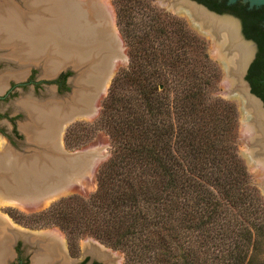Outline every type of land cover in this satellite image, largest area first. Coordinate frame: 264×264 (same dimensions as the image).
<instances>
[{"label": "trees", "instance_id": "16d2710c", "mask_svg": "<svg viewBox=\"0 0 264 264\" xmlns=\"http://www.w3.org/2000/svg\"><path fill=\"white\" fill-rule=\"evenodd\" d=\"M152 1L111 0L128 62L95 120L111 146L95 189L55 199L33 224L58 225L71 250L93 235L122 264H264V199L237 153L236 107L210 92L219 69L203 38Z\"/></svg>", "mask_w": 264, "mask_h": 264}, {"label": "rangeland", "instance_id": "374dc122", "mask_svg": "<svg viewBox=\"0 0 264 264\" xmlns=\"http://www.w3.org/2000/svg\"><path fill=\"white\" fill-rule=\"evenodd\" d=\"M21 1L22 0H14L13 2L15 6L16 5L22 6ZM73 1L76 2V5H80L79 7H77L78 9H80V13H81L78 19L77 27L81 28V26H83L82 29L86 27L87 29H92V30H94L95 27L96 28L103 26L104 28L107 27V29L111 33V36L115 40V46L117 52L116 51L113 52L112 50L109 51L107 49L104 50L105 58H103L104 59L103 61L107 62V63L104 62L105 66L107 64V67L104 66L103 67L104 71L102 70L104 76L101 82V86L103 84V86L105 87L102 90L101 88L97 89L96 95L95 94L93 95V93L90 92L88 96L85 97L86 100L85 102L87 104V107H90L89 112H83V111L76 112L73 115H71L70 118L68 119H60L62 123L59 127L58 132L56 133L57 139H55L56 135L51 136L50 134L52 129L51 124H48L50 125V129L48 131L49 133L46 131L42 133L40 131V133L43 134L42 137L44 138V140H41V138L39 140L37 136L32 137L30 133L28 135V131L30 132V130L32 129L36 130V128L40 129L39 126L37 127V125H35L31 121H28L30 120V116L28 115L29 114L28 108L30 107V109L32 110L31 106L33 105L32 107H34L36 103L41 105L39 101L44 103L54 100L57 103L58 102L65 103V101L63 100H67V102H69L67 98H69L75 86V83L79 78V75H83L89 68L90 65L89 58L84 57V54L86 52L84 54H81L80 57H77L76 55H73V54H77L75 52V49H73L72 55L69 56L65 55L66 58L63 59V61L60 62V64L55 66L54 60L51 61L52 62L51 63V62H47L48 59L45 60L42 56H40L42 58L38 56L35 57L31 55L29 56L27 52V48L26 49L18 48V51L21 50V52H19L21 57H17L11 55L10 46L8 47L0 46V93L3 92L5 93V98L0 100V110L4 113H7L15 117L14 120L16 122L17 129L21 134V136H19V138L16 139L15 147L13 146L7 147V145H5L3 142L4 139L0 138V151L3 152L5 150L4 157L6 158L8 157L7 160L4 159L5 161L3 163V167H1L0 169V172L4 170V173L7 174L9 172V176H10V177L8 176L9 177L8 178L6 175H4L5 180L3 179V182L2 180L0 182L1 184L3 183L4 185V183H9L11 181H14V183L12 182L10 183L12 184L10 187L2 186L3 188H7L6 189L7 192L9 191L12 192L13 195L11 196L7 195L10 193L1 195L0 192L1 195L0 214L4 219H6L7 216V218H9L7 219L8 222L13 227H18L20 229L27 228L35 231L52 229L53 231H50L51 235L52 233H56L57 231L58 234H60L64 239L66 234L64 233L63 230L59 228L58 225L54 223H50L46 225L33 224L34 217L32 216V213L39 212L45 209L52 201H54L55 199L61 196L72 195V194L79 196H87L95 189L96 169L98 165L109 155L111 149L110 139L108 134L102 127L97 126L95 120L97 118L98 110L101 105V100L105 96L112 78L118 72L120 73V70L125 68L128 62L127 45L124 42L122 36L120 35L118 24L115 21L114 6L111 0H73ZM152 2L154 3V6H157L162 11L164 10L169 12L170 14L181 17L186 22L188 27L192 31H194L198 36L203 38V40L205 41V46L208 56L210 57V59L214 61V63L217 65L219 69L218 78L211 86L210 92L212 95L228 100L235 105L237 111V153L245 165L250 182L257 189L258 194L261 196V198L264 199V189L262 188V186H260V183L258 181V173L256 172V170H252L250 164L246 162L245 157L242 155V150L245 151L246 149L244 142L242 140V137L245 133V127L242 125L243 110L245 109L242 108V106L240 108V99H238L237 95H235V93L237 92L235 88L236 82L237 80L240 79L239 75L237 74L235 75V81H234V76H232L234 74L230 72L232 74L231 75L229 73V70H227L228 58L221 51V49L218 48L219 41L216 39L217 37H215V35L212 34V32L206 26L200 23V21L193 15L192 11L189 10V7L184 6L181 3H177L171 6L168 4V0H153ZM10 3L11 2H9L8 0H0V8L13 4ZM179 6L186 7L187 11H183L181 8H178ZM80 7H82V9ZM23 15H25V13ZM140 22L141 20L138 21L137 19H134V23L136 26H141L142 24ZM101 23L103 24V26ZM55 55H58V59L62 57V55L58 53H55L54 56ZM28 57L29 59H27ZM230 61L231 60H229L228 62ZM48 65L49 67H52L50 68L51 70L46 69ZM62 70L67 71L66 86L65 88L56 90L54 85L49 83L48 81L51 77H54L58 72ZM12 72L19 74L15 76L14 74H12ZM29 74L34 75L35 79L41 82L38 86L39 89H41L39 93L34 92L31 87L32 85L27 83L26 79L29 76ZM10 79L13 80L14 82L21 81L26 83L22 86H15L11 91L13 94L9 95L7 94V92H5V90L7 83L10 81ZM49 96H51V99L49 98ZM25 102L26 104H24ZM29 104L31 106H29ZM54 115H55L54 120H56L55 122L57 123V127H58L59 118L58 115L56 114H53L52 116L54 117ZM2 120H3L1 124V126H3L2 128L8 130L7 127L9 126V123H7L6 120L3 118ZM74 126H76L75 129L77 128L76 130L81 129L79 130L81 136L77 140H75V138H72V140H70L71 128L73 130ZM67 127L70 128L68 132H66ZM22 128H26V130H22ZM65 132H66V138L68 139V141H70V144L66 143V140L64 139ZM51 141L55 143L52 144ZM55 144H57L58 146H55ZM3 147L5 149H3ZM6 150L8 151L7 153H5ZM64 151L69 153L75 152L77 155L79 154V156L73 158L72 159L73 161H71L68 164L67 162L66 163L64 162L65 157L63 158L64 160L61 159L64 155L63 153ZM50 156L52 157L51 161L52 162L54 161L52 163L53 166H56L57 168V170L54 169L53 172L51 169H48L49 166L46 165L41 166L42 163L40 164V162H48V160L50 162L49 159ZM13 157H14L13 160L10 159L8 161L9 158H13ZM61 160L63 161V163H61L62 162ZM9 162L12 163L11 164L12 167L10 165L7 166ZM14 162L16 164H13ZM37 164L41 166V167H37V169L40 170V171L37 170L38 172L42 173L43 172L42 170L45 169L46 171L45 170L44 171L48 173L46 175L47 180H44V182H46V185H49V189L48 191L45 192L41 191L37 193L35 196L34 194L32 196H28L25 193H21L20 190H22V186H18V183L15 184V175L12 176L11 178L10 173L17 170L22 172L29 168L32 169V171L29 174H24V175L26 179L27 176L30 179H33L34 172H35V176H37V171L34 168L37 166ZM56 164L59 166L61 165V167L58 166L59 167L58 168ZM5 167L8 168L9 170H7ZM60 169H62L63 171L65 170L62 174L63 176L60 175V173L58 172V170ZM67 171H68L67 175L70 174L71 172L73 175L65 176L64 174H66L65 172ZM48 176L51 178V180H48ZM37 177H39L37 178V180L39 179L42 182V179L39 174ZM17 179H19V177ZM23 181L25 180L21 179L22 183H24ZM0 189H1V185H0ZM9 189H12L14 192ZM13 199H18V200L20 199L19 201L22 202L25 201V202L24 204H21V202H16ZM8 200H10V203ZM19 203L24 206H21ZM77 245L78 247H81L82 251H84L85 249L90 251L91 250L94 251L95 249H97V251H100L101 253L100 255L104 259V262L112 261L113 264H122L123 251L121 249L109 245L105 241L100 240L94 237L93 235L90 234L81 235L77 239ZM255 250L258 254H262L264 257V239H262L259 242Z\"/></svg>", "mask_w": 264, "mask_h": 264}, {"label": "bare ground", "instance_id": "6f19581e", "mask_svg": "<svg viewBox=\"0 0 264 264\" xmlns=\"http://www.w3.org/2000/svg\"><path fill=\"white\" fill-rule=\"evenodd\" d=\"M60 2L63 3L61 4ZM177 3H181L184 6L189 7V10L192 11L193 15L200 21V23L208 26L207 28L212 32V34L220 35L221 32V38H223V40L226 42V47H228V49L233 48L231 52H233L234 56L229 55L228 57V60L231 59L233 60H231L230 62L227 61V70L232 69L234 74L238 75V71L241 69V68L239 69V67L241 66L244 56L249 52V47L237 38L235 33L234 22L231 21L230 19H226L222 17H214L213 15L201 10L199 7L187 3L185 1L168 0V4L171 6ZM21 4L22 6L16 5L15 8L13 7L14 5L7 6L4 10L0 8V34H3L2 36H5L3 38L4 39L6 38L8 40L7 41L5 39V42L11 43L12 46L16 45L15 47L26 45L29 56L30 55L38 56V57L43 56L45 60L48 59L47 62H51L54 60L55 66L60 64V62H62L63 59L66 58V56L72 55L73 49H75V52L79 55L78 56L77 54H73L76 55L77 57H80L81 54H84L86 52L84 54V57L89 58V62H90L89 68L83 75H79V78L76 81L75 86L69 98H67L69 102H67V100H63V101H65V105L69 106V103H73L80 107H84V110L81 109L83 112H89L90 107H87V104L85 102L86 101L85 97L88 96L90 92L93 93V95L94 94L96 95L97 89L101 88L102 90L105 87L103 86V84L101 86V82L104 76L103 74L104 71L103 67L105 66L104 62H106L103 61L104 60L103 58H105L104 50L107 49L109 51L112 50L113 52L116 51L115 40L111 36V33L109 32L107 27L104 28L102 23L101 24L103 27H97V28L95 27L94 30L87 29L86 27L82 29L83 26H81V28L77 27L78 19L79 16L81 15L80 9H78L77 7H79L80 5H76V2L73 0H22ZM80 8L82 9V7ZM178 8H181L183 11H187L186 7L179 6ZM24 13L25 15H23ZM16 50H18V48ZM19 52H21V50L16 51L15 53L17 55H20ZM10 53H12V51H10ZM55 53L61 54L62 57L58 59V55L54 56ZM101 63L103 64V66ZM105 67H107V64ZM50 68L52 67H49L48 65L46 69L51 70ZM19 73L12 72V74H14L15 76L18 75ZM239 87L242 86L239 85ZM50 97L51 96H49V98ZM24 104H26V102ZM41 104L42 106L36 103L34 107H32L33 105L31 106L29 104L32 110L30 109V107L28 108L29 109L28 115L30 116V120L28 121H31L32 123L37 125V127L39 126L42 133H44V131L48 132L50 129V125L48 124H51L52 129L50 134L51 136L56 135L55 139H57L56 133L58 132V129L62 122L59 119V125L57 127V123L55 122L56 120H54L55 115L53 117L52 116L53 113L48 111L52 109V110H58L60 113H62L61 111L63 107L57 106V103L54 100L44 103L41 102ZM58 118H60L59 115ZM29 133L33 137L39 135L38 134L39 132L37 133V130L35 129L30 130V132L28 131V135ZM42 135L43 134H40L39 137L44 140ZM78 156L79 154L75 156V158ZM53 162L50 159V162L48 160V162H40V164L42 163L41 166L44 165L49 167L52 166L53 170L54 169L57 170L56 166H53L52 164ZM67 163L69 164L70 162L67 161ZM41 166L37 164V166L34 168L37 171L38 170L37 167H41ZM58 166L59 165H57V167ZM59 167H61V165ZM44 170H42L43 171L42 174H39L42 179V182L39 179L37 180V178H39L37 177L38 173H40L38 171L40 170L37 171L38 172L37 176H35V172H34L33 179H30L28 176L26 179L24 175V174H29L32 171V169H29L28 171L25 170L22 172H18L16 177L17 178L19 177L18 186H22V190H20L21 193H25L28 196H32L34 194L35 196L37 193L41 191L44 192L48 191L49 185H46V182H44V180H47L46 175L48 173H46L45 172L46 170L45 171ZM64 171L62 169L58 170L60 175H62ZM65 173L66 174L64 175L66 176L68 171ZM70 175H73L72 172L67 176ZM21 179L25 180L23 181L24 183L21 182ZM48 180H51L49 176H48ZM20 182L24 185H22ZM8 186L10 187L11 185ZM10 190L13 191L12 189ZM8 193H10L7 194L9 196L13 195V193L10 191ZM13 200L16 202H21V204H24L25 202V201L24 202L19 201L20 199L19 200L13 199ZM8 201L10 203V200Z\"/></svg>", "mask_w": 264, "mask_h": 264}, {"label": "flooded vegetation", "instance_id": "af4514ba", "mask_svg": "<svg viewBox=\"0 0 264 264\" xmlns=\"http://www.w3.org/2000/svg\"><path fill=\"white\" fill-rule=\"evenodd\" d=\"M194 1L202 4L209 10L221 14H230L235 17L242 36L249 42L250 46H247L251 47L250 51H252V55L247 59L243 67H239V69L242 67L238 71L241 80L239 79L236 82L235 88L237 94L235 93V95L240 99V108L242 106L245 109H242V125L245 127L242 140L246 149L245 151L242 150V155L245 157L246 162L250 164L252 170H256L258 173V181L264 189V3L249 4L248 0ZM65 72L67 71L62 70L49 79L48 82L53 84L56 90L65 88L67 77V75H63ZM230 72H233L232 69H229ZM232 76H235V74ZM11 79L7 83L6 90L4 89L9 95L13 94L11 91L15 86H22L26 83L21 81L14 82ZM26 81L32 85L31 87L34 92L39 93L41 91L38 87L41 82L36 80L34 75L29 74ZM239 85L242 87H239ZM4 98L5 93H0V100ZM39 103L41 104L40 101ZM2 118L9 123L8 130L2 128ZM14 119L15 117L0 110V138L4 139L3 142L7 147H15L16 139L21 136ZM25 129L22 128V130ZM36 130L37 133L39 132V135L36 136L40 140L41 129ZM41 140L43 139L41 138ZM3 149L5 148L3 147ZM4 151H0V165L1 162L4 163L5 161ZM7 152L6 150L5 153ZM7 219L9 218L6 216L4 220ZM22 231L25 233L24 236H34V234H37L43 239L35 240L33 237L25 241L21 235L16 236L10 247L12 255L9 261H7L8 264H30L37 254L43 255L42 261L39 264H113L112 261L104 262L100 251H97V249H95L96 251L87 249L82 251L81 247L77 245L76 249L71 250L68 247L66 239L58 234L57 231L51 235L50 231H53L52 229L33 232L32 229L26 228L22 229Z\"/></svg>", "mask_w": 264, "mask_h": 264}, {"label": "water", "instance_id": "95a60500", "mask_svg": "<svg viewBox=\"0 0 264 264\" xmlns=\"http://www.w3.org/2000/svg\"><path fill=\"white\" fill-rule=\"evenodd\" d=\"M9 2H11V3H13L14 4V0H8ZM182 1H185V2H187V3H190V4H193V5H195V6H197V7H199L201 10H203V11H205V12H207V13H209V14H211V15H213L214 17H222V18H226V19H230L231 21H233L234 22V24H235V33H236V36H237V38L241 41V42H243V43H245L246 45H248V46H250L248 43V40L247 39H245L243 36H242V34H241V32H240V30H239V27H238V21H237V19L235 18V17H233L232 15H230V14H221V13H217V12H215V11H212V10H209L208 8H206L205 6H203L202 4H200V3H197V2H195L194 0H182ZM248 2H249V4H259V3H264V0H248ZM10 3V4H11ZM13 4H11L12 6H13ZM10 6V5H9ZM7 6H4L2 9L4 10L5 8H6ZM14 8L16 7L15 6V4H14V6H13ZM23 16V15H22ZM21 16V17H22ZM204 26H206V27H208L207 25H204ZM3 34H0V46L2 47H8V46H11V51H12V53H11V55H13V56H17V57H21V55H17L15 52L16 51H18V50H16L17 48H22V49H26L27 47H26V45H21L20 47H15V46H12V44L11 43H8V42H5V39L3 38V37H5V36H2ZM215 35V34H214ZM215 37H217L216 39L219 41L218 43H219V45H218V47L221 49V51L226 55V57L228 58L229 57V55H232V56H234L233 55V52H231V50L233 49V48H230V49H228V47H226V42L223 40V38H221V32H220V35H215ZM7 40V39H6ZM8 41V40H7ZM18 45V44H17ZM251 48V47H250ZM250 48H249V52L244 56V59L242 60V63H241V66L243 67V65L247 62V59L252 55V51H250ZM33 57H35V56H33ZM43 57V56H42ZM42 57H40V58H42ZM231 57V56H230ZM39 58V59H40ZM27 59H29V57L27 58ZM18 60V59H17ZM38 60V59H37ZM42 60V59H41ZM231 60H233V59H231ZM229 61V60H228ZM241 67V68H242ZM51 78H53V77H51ZM57 103V102H56ZM57 106H59V107H63V109H62V113H60L58 110H52V109H50V111H48V112H52L53 114H56V115H59L60 116V118L59 119H68V118H70V116L71 115H73L74 113H76V112H81L82 110H81V108L84 110V108L83 107H80V106H78V105H76V104H73V103H69V106L68 105H65V103H60V102H58L57 103ZM73 108V109H72ZM52 142V141H51ZM55 142H52V144H54ZM55 146H58L57 144H55ZM58 148V147H57ZM64 153V155H63V157L61 158V159H63L64 157V162L66 163L67 161L68 162H71L72 161V159L73 158H75V156H77V154L74 152H66V151H64L63 152ZM49 159H52V157L50 156L49 157ZM15 161V160H14ZM17 161V160H16ZM62 161V160H61ZM61 163H63V161L61 162ZM12 163L11 162H9V164H7V166H11L12 167V165H11ZM13 164H16L15 162L13 163ZM6 166V165H5ZM1 167H3V163L1 162V165H0V169H1ZM51 167V168H50ZM48 169H51L52 170V172H53V169H52V166H50ZM6 168V167H5ZM7 170H9L8 168H6ZM27 171L29 170V168L28 169H26ZM16 172V173H15ZM18 172H20V171H13V172H11L10 174H11V178H12V176H14L15 175V184L16 183H18V179H17V173ZM1 174H0V181L2 180V182H3V179L5 180V176L4 175H6L7 177L9 176V172L7 173V174H5L4 173V170L3 171H1L0 172ZM38 173V172H37ZM43 173V172H42ZM42 173H38V174H42ZM10 177V176H9ZM8 177V178H9ZM12 183H14V181H11ZM11 182H9V183H4V185H3V183L1 184V182H0V185H1V187L2 186H5V187H9L8 186V184L9 185H12V184H10ZM7 189V188H6ZM3 190V192H7V190Z\"/></svg>", "mask_w": 264, "mask_h": 264}, {"label": "crops", "instance_id": "0c3cea01", "mask_svg": "<svg viewBox=\"0 0 264 264\" xmlns=\"http://www.w3.org/2000/svg\"><path fill=\"white\" fill-rule=\"evenodd\" d=\"M7 158L5 157L4 159L7 160ZM10 159L13 160L14 157L9 158L8 161ZM2 189L5 190L6 188L1 187V189H0L1 195H5L8 193V192H3ZM33 232H38V231L33 230ZM18 235H21L25 241H28L26 239H30L33 237L35 238V240H42L43 239L42 237H40L37 234L36 235L34 234V236H31V235L24 236L25 233L22 231V229H20L18 227H13L7 220H4L0 216V264H8L7 261H9V259L11 258V255H12V251L10 248L12 241ZM42 258H43V255L37 254L31 260L30 264H39L42 261Z\"/></svg>", "mask_w": 264, "mask_h": 264}]
</instances>
